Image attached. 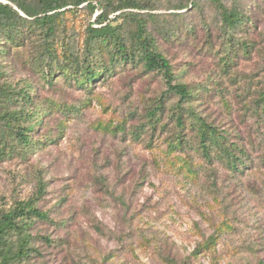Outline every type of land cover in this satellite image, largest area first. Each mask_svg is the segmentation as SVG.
Here are the masks:
<instances>
[{"label": "rangeland", "instance_id": "374dc122", "mask_svg": "<svg viewBox=\"0 0 264 264\" xmlns=\"http://www.w3.org/2000/svg\"><path fill=\"white\" fill-rule=\"evenodd\" d=\"M90 1L121 24L113 11L128 0ZM135 1L150 8L133 13L145 18L175 82L191 91L181 109L163 75L138 58L81 88L56 65L48 83L31 44L2 55L5 77L34 87L26 111L46 112L29 120V146L0 130V211L34 198L49 216L33 224L37 252L24 264H264V0ZM224 9L239 11L245 25L226 31ZM101 14L87 4L66 9L53 41L59 62L68 48L83 62ZM124 19L122 32L133 38V16ZM227 37L239 43L230 61ZM244 40L254 46L248 54ZM198 119L223 134L225 147H240L238 171L221 145L203 155Z\"/></svg>", "mask_w": 264, "mask_h": 264}, {"label": "trees", "instance_id": "16d2710c", "mask_svg": "<svg viewBox=\"0 0 264 264\" xmlns=\"http://www.w3.org/2000/svg\"><path fill=\"white\" fill-rule=\"evenodd\" d=\"M8 3L0 1V130L1 124L13 130L22 143L29 146V135L33 126L28 125L29 120L43 118L46 112L34 110L26 111L27 107L34 106L32 91L34 87L27 85L16 87L12 80L5 77V71L2 70V55L7 54L12 47H24L27 44L34 46L35 65L45 74L44 78L51 83L56 76L54 65L66 79H74L75 83L84 88L85 85H91L102 79L104 74L111 73L115 65L123 62L130 63L136 58L141 60L150 72L158 71L161 73L168 86L167 92L176 94L180 97L179 109L181 104L188 101L191 97L189 88L175 82V75L170 62L157 50L155 41L147 34V22L140 13L133 11H149L150 8L141 5L135 0H128L126 4H121L114 9V13L120 12L116 16L117 22L122 21L118 26H112L109 22V15L106 9L101 6H95L90 0H5ZM108 5L113 3V0ZM195 6V0H192ZM94 13L101 9L102 14L98 16L94 25L88 28V35L84 42L83 62L76 56L71 48L66 49L67 60L59 62L54 50L53 41L58 35V19L69 6H83ZM188 6L181 7L178 10H186ZM130 10L129 13L123 12ZM223 26L231 34L240 30L245 24L242 14L236 10L224 9L221 13ZM133 16L135 21V32L133 38H127L122 32V23L125 17ZM109 22V24H106ZM97 26V27H95ZM39 31L41 40L34 36ZM168 37L175 39L173 30L167 33ZM233 38H226L224 41V53L226 60H232L233 54L237 53ZM243 52L250 53L254 48L249 41L241 43ZM177 115L176 124L179 129H184L183 114ZM157 111H153L156 116ZM25 127L20 126L21 122ZM200 121L198 136L203 155L210 159L209 145H221L230 158V166L238 171L240 160L234 155V149L240 150V147L231 144L225 147L226 141L222 133L217 129L208 126L207 123ZM181 133V132H180ZM177 134L175 147L179 149L182 146L181 135ZM1 151V150H0ZM242 152V150H241ZM4 155V152H2ZM37 199L17 202L9 210L0 211V264H24L32 254L37 250L33 248L34 237L30 230L37 220L45 221L49 216L41 211L37 205ZM49 242V239H45Z\"/></svg>", "mask_w": 264, "mask_h": 264}]
</instances>
